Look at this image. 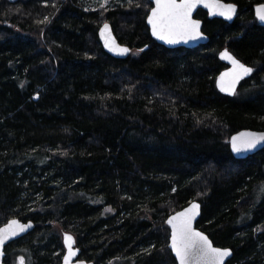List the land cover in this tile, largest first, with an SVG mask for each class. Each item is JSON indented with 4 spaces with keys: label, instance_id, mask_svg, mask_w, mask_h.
<instances>
[{
    "label": "trees",
    "instance_id": "1",
    "mask_svg": "<svg viewBox=\"0 0 264 264\" xmlns=\"http://www.w3.org/2000/svg\"><path fill=\"white\" fill-rule=\"evenodd\" d=\"M222 1L238 17L198 11L210 41L190 50L152 38L149 0L107 14L0 0V226L36 224L11 245L31 264H60L55 225L95 264H177L167 219L193 201L197 227L233 250L227 264H264V149L236 159L230 148L234 134L264 131V0ZM103 19L136 55L106 53ZM225 48L255 69L232 98L216 88Z\"/></svg>",
    "mask_w": 264,
    "mask_h": 264
},
{
    "label": "snow or ice",
    "instance_id": "2",
    "mask_svg": "<svg viewBox=\"0 0 264 264\" xmlns=\"http://www.w3.org/2000/svg\"><path fill=\"white\" fill-rule=\"evenodd\" d=\"M156 7L151 10L148 17V24L151 25L152 35L158 40L168 44H176L180 40H196L201 38L199 31V21L191 18V14L197 5L203 3L204 7L209 8L214 15L224 16L231 19L235 13V6L222 4L219 0H154ZM107 3V0H104ZM131 4V0H129ZM102 7L104 4L101 5ZM257 18L264 22V5L256 9ZM108 30V25H104L101 35ZM105 46L109 51H115L120 55L126 54L127 48H119L115 41L105 40ZM143 51V49H141ZM221 59H227L233 65L232 71L222 74L220 78V90L234 94L235 85L244 76L250 75L252 68L246 67L238 60L229 55L227 51L221 53ZM225 77L230 79L226 82ZM264 141V135L253 133H242L240 137H233L232 150L235 153L254 149L257 144ZM200 205L193 203L191 207L167 220L171 227V249L179 264H224L226 257L231 255L230 250L213 247L211 241L202 232L193 228V220L199 214ZM110 211V209H109ZM31 225H20L16 220L11 221L9 226L0 230V249L5 244L6 239L18 235L19 232L26 231ZM65 244L68 248V255L64 258V264H70L71 257L76 253L72 249L73 238L65 235ZM3 252L0 251V255ZM23 264V259H21Z\"/></svg>",
    "mask_w": 264,
    "mask_h": 264
},
{
    "label": "water",
    "instance_id": "3",
    "mask_svg": "<svg viewBox=\"0 0 264 264\" xmlns=\"http://www.w3.org/2000/svg\"><path fill=\"white\" fill-rule=\"evenodd\" d=\"M150 2H151L152 5H153L152 9L155 8L156 5H155L154 0H150ZM178 2H179V0H178ZM219 2L222 3V4H225V5H227V4L234 5V6H235V13L233 14V16H232L231 19H226L224 16H221V15H214V14L210 11L209 8L204 7L203 3L197 5L196 8L193 10V12H192V14H191V18H192L193 20H195V21H199V24H200V29H199V31H200V33H201V38H199V39H196V40H188L187 42H184V40H180V42H178V43H176V44H168V43H165V42L162 41V40H158V39H156V37L152 35V28H151V25H149L148 22H147V26H148V28H149V30H150V34H151L152 38H153L155 41H157L160 45L165 46V47L168 48V49H180V48H185V49H190V50H192V49H193V50H194V49H198V48H200L201 46H204V45L208 44L209 41H210V38H209V37L203 32V22H202L201 20H199V19L196 18V15H197L198 11L203 10V11H205V12H207V13L209 14V18H210V19L219 18V19H222V20L228 22L229 24H232V23L236 20V18L238 17V6H237V5L232 4V3H226V2H224V1H222V0H219ZM262 5H264V4L257 5V6L254 8V12H255V18H256V20H257V23H258L259 25H261L262 27H264V22H261V21L257 18V12H256V9H257L258 7H260V6H262ZM152 9H151V10H152ZM150 15H151V11H150L148 17H149ZM148 17H147V21H148ZM105 24L108 25V30H106V31H105V34L102 36V35H101V31L104 29V25H105ZM98 35H99V41H100V43L102 44V46H103L104 50L106 51V53H108L110 56H112V57H114V58H116V59H127L128 57L131 56L132 49H131L129 46H126V45L122 44V43L118 40V38H117V36H116V33H115V31H114V28H113V26H112L111 23H109V22L104 23V24L100 27L99 32H98ZM105 40H108L109 42H111V41H115V45H116V46H118L119 48H127L129 51H128L126 54H123V55H120V54H118V53L115 52V51H109V48L105 46ZM225 51H227V52L229 53V55L232 56L234 59L238 60V59L232 54V52L229 51V49L225 48V49H223V50L220 51V53H219V55H218L219 61L222 62V63L226 66V68H225V69H224V70H223V71L217 76V79H216V88H217L218 92H219L221 95H224V96H226V97H230V98H232V97H234V96L236 95V93H237V91L239 90L241 84H242L244 81L249 80V79L254 75V73H255V69H254L253 67L249 66V65L244 64V63L241 62L240 60H238L240 63L244 64L246 67H250V68H252V69H253L252 73H251L250 75H246V76H244L241 80L238 81V83L235 85V92H234V94H229L227 91H221V90H220V87H219V84H220V78H221L222 74L227 73V72H231V71H232V68H233V65L230 63L229 60H227V59H221V53H223V52H225ZM229 79H230L229 77H225V81H226V82H227ZM242 133H253V134H256V135H264V131H252V130H244V131H241V132H239V133L234 134V135L231 137V139H230V148H231V151H232V153H233V155L235 156L236 159H246V158H248V157H250V156L256 155L257 153H259L261 150L264 149V141H262L261 143L257 144V146H256L254 149H251V150H249V151H242V152H240V153H235V152H233V150H232V139H233V137H240ZM193 203H196V204H199V205H200V208H199V214H198V215L195 217V219L193 220V228H194L196 231L202 232L204 235H206V236L208 237V239L211 241L213 247H218V246H216V245L214 244V242L212 241V239H211L206 233H204L203 231H201V230L197 227V223L199 222V220H200V218H201V213H202V210H201V203H199L198 201H193V202H191L187 207H184L182 210L177 211V212L173 213L172 215H170V216L168 217V219H169L170 217H172V216H175L177 213H179V212H183L185 209L190 208V207H191V204H193ZM168 219H167V220H168ZM13 220H16L20 225H25V226H27V225L30 224L31 227H30V228H27L26 231L19 232V234H18V235H15V236H11V234L9 233L10 238H9V239H6L5 244L3 245L2 249H0V251L3 252V254L0 255V264H4V259H5V256H6V254H5V250H6V248H7L10 244L14 243L15 241H18V240H20V239H22V238H24V237L30 235V234L35 230V228H36V224H35L34 222H32V221L24 222V221H21V220L18 219V218H14V219L9 220L5 225L1 226V227H0V230H3V229H5V228H7V227L9 226V224L11 223V221H13ZM167 226H168V228H169V230H170L169 249H170V251L172 252L173 256L175 257V254L173 253V251H172V249H171V247H170V245H171V231H172V230H171V227L168 225V223H167ZM65 235H69V236H71V237L73 238V241H74V243H73V245H72V249H73V251H74L76 254H75L74 256L71 257L70 264H94V263H92V262H91V263H87V262H85V261H78L77 258L79 257V253H80V252H79L78 249H76V250L74 249V246H75V243H76V239H75V237L72 235L71 232H64V233H63V243H64V246H65V248H66V250H67L65 256L68 255V248H67V246H66V244H65V239H64V238H65ZM218 248H220V249H227V250H230L231 255L228 256V257H226L225 260H224V264H227V263L233 258V255H234L233 250L230 249V248H222V247H218ZM64 258H65V257H64ZM175 259H176V257H175ZM176 261H177V259H176ZM61 264H64V259H63V261H62ZM177 264H179L178 261H177Z\"/></svg>",
    "mask_w": 264,
    "mask_h": 264
},
{
    "label": "rangeland",
    "instance_id": "4",
    "mask_svg": "<svg viewBox=\"0 0 264 264\" xmlns=\"http://www.w3.org/2000/svg\"><path fill=\"white\" fill-rule=\"evenodd\" d=\"M78 1L82 4V8H83L84 11L97 12V13L99 11V12H102L103 14H107L108 12H111L114 9H116L118 6H124V5L127 4V2H129V0H107V3L105 4L104 0H78ZM134 1H136V0H134ZM134 1L131 0V4H134ZM102 4H104L103 7L101 6ZM150 11H149V13H150ZM107 22L111 23L110 20L103 19V22L101 23V26L104 23H107ZM136 54H137L136 50H132L131 55H136ZM242 94H245V93H242ZM238 95H240V93H238ZM54 228L56 229V232L61 235V240H62L64 232H71V231L63 229V228H61V227H59L57 225H55ZM169 240H170V232H169L168 245H169ZM15 242H17V241H15ZM14 243H12V244H14ZM61 244H63V243L61 242ZM8 247H7V249H8ZM17 249H21V247L18 244H17V246H14V247H12L10 249L11 259H13L12 263L13 262L15 263L19 256H22V257L26 258L25 259L26 264H31L29 253L27 251H24V250L16 251ZM64 251L67 252L66 250H64ZM16 252H17V254H16ZM60 261H61V259H60Z\"/></svg>",
    "mask_w": 264,
    "mask_h": 264
},
{
    "label": "flooded vegetation",
    "instance_id": "5",
    "mask_svg": "<svg viewBox=\"0 0 264 264\" xmlns=\"http://www.w3.org/2000/svg\"><path fill=\"white\" fill-rule=\"evenodd\" d=\"M14 219V218H13ZM11 220V219H10ZM9 221V220H8ZM7 221V222H8ZM22 221V220H21ZM6 222V223H7ZM26 222H28V221H26ZM6 223H4L3 225H5ZM2 225V226H3ZM1 227V226H0ZM72 233V232H71ZM72 235L75 237V235L72 233ZM25 238V237H24ZM23 239V238H22ZM75 239H76V243H75V246H74V249L76 250V249H78L79 250V257L77 258L78 259V261H85V262H87V263H91L90 261H88V260H86V259H84L83 257H82V255H83V253H82V249H81V247L79 246V243H78V241H77V238L75 237ZM21 240V239H20ZM62 243H63V237H62ZM11 245V244H10ZM9 245V246H10ZM63 245V248H62V251H61V262H60V264L62 263V261H63V259H64V257H65V255H66V252L64 251V250H66V248H65V246H64V243L62 244ZM67 251V250H66ZM5 254H6V256H5V259H4V264H5V260L6 259H8V256H9V254H8V252H7V248H6V250H5ZM16 254H17V252H16ZM9 259H10V256H9ZM21 259H23V264H26V262H25V257H22V256H19L18 258H17V260H16V262L14 263H11V264H21ZM12 261H13V259H12ZM92 263H94V262H92ZM95 264V263H94Z\"/></svg>",
    "mask_w": 264,
    "mask_h": 264
}]
</instances>
